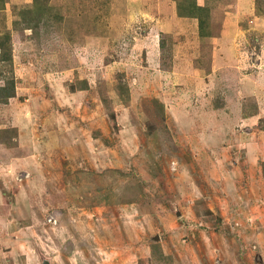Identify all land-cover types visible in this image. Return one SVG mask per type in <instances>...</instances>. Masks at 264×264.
Returning <instances> with one entry per match:
<instances>
[{
	"label": "rangeland",
	"instance_id": "rangeland-1",
	"mask_svg": "<svg viewBox=\"0 0 264 264\" xmlns=\"http://www.w3.org/2000/svg\"><path fill=\"white\" fill-rule=\"evenodd\" d=\"M244 2L0 0V264H264Z\"/></svg>",
	"mask_w": 264,
	"mask_h": 264
},
{
	"label": "trees",
	"instance_id": "trees-1",
	"mask_svg": "<svg viewBox=\"0 0 264 264\" xmlns=\"http://www.w3.org/2000/svg\"><path fill=\"white\" fill-rule=\"evenodd\" d=\"M198 10L204 11V6L195 5ZM194 17L198 18V25L199 27H203L205 24V20L202 18L200 14H191ZM3 40L0 41V44H3ZM4 54V53H3ZM8 57L2 55V59H7ZM15 95V87H14V81L13 79L6 80L3 85H0V103L6 104L11 97Z\"/></svg>",
	"mask_w": 264,
	"mask_h": 264
},
{
	"label": "crops",
	"instance_id": "crops-1",
	"mask_svg": "<svg viewBox=\"0 0 264 264\" xmlns=\"http://www.w3.org/2000/svg\"><path fill=\"white\" fill-rule=\"evenodd\" d=\"M245 6H249L250 7V0H245Z\"/></svg>",
	"mask_w": 264,
	"mask_h": 264
}]
</instances>
